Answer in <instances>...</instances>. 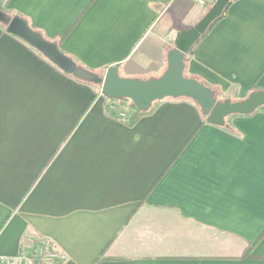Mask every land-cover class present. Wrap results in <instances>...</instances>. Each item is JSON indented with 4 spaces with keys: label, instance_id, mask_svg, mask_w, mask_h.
<instances>
[{
    "label": "crops",
    "instance_id": "crops-1",
    "mask_svg": "<svg viewBox=\"0 0 264 264\" xmlns=\"http://www.w3.org/2000/svg\"><path fill=\"white\" fill-rule=\"evenodd\" d=\"M0 7L47 39L63 36L60 50L78 65L105 74L119 64L120 76L139 79L160 77L175 47L168 35L209 10L193 0ZM4 25L0 256L18 255L34 236L52 244L55 264H264V106L216 125L195 101L166 98L130 125L96 83ZM185 74L218 99L263 90L264 0H232Z\"/></svg>",
    "mask_w": 264,
    "mask_h": 264
},
{
    "label": "water",
    "instance_id": "water-1",
    "mask_svg": "<svg viewBox=\"0 0 264 264\" xmlns=\"http://www.w3.org/2000/svg\"><path fill=\"white\" fill-rule=\"evenodd\" d=\"M230 0H216L203 18L192 28L182 30L175 40V47L168 52V67L158 78L139 79L122 77L119 64L109 67L104 76L78 65L60 50L58 45L34 30L22 17L14 16L7 25V31L15 34L39 50L66 73L97 83L108 99H130L142 111L148 110L154 102L166 98H189L195 101L208 122L224 125L225 118L232 114H251L264 106V89L252 92L246 99L218 101L212 88L194 77L186 76L185 58L201 35L224 11ZM0 18L4 17L0 14Z\"/></svg>",
    "mask_w": 264,
    "mask_h": 264
},
{
    "label": "built area",
    "instance_id": "built-area-1",
    "mask_svg": "<svg viewBox=\"0 0 264 264\" xmlns=\"http://www.w3.org/2000/svg\"><path fill=\"white\" fill-rule=\"evenodd\" d=\"M198 5L206 7L213 4L216 0H193ZM176 35L169 34V40H176ZM102 93V90H101ZM107 99V98H106ZM111 106L120 107L119 102L115 99H107ZM119 115L126 116L124 111ZM29 251V252H28ZM31 251V252H30ZM58 254L48 242L42 238L28 237L24 244L23 250L16 256H0L3 264H55Z\"/></svg>",
    "mask_w": 264,
    "mask_h": 264
},
{
    "label": "trees",
    "instance_id": "trees-1",
    "mask_svg": "<svg viewBox=\"0 0 264 264\" xmlns=\"http://www.w3.org/2000/svg\"><path fill=\"white\" fill-rule=\"evenodd\" d=\"M232 0L229 1L228 5L226 6V8L224 9L223 13L217 18L215 19L212 24L210 25V27L206 30V32L200 36V38L198 39V41L194 44V46L192 47V49L189 51V53L186 55V58H185V62L189 59L190 55L193 53V50H194V47L196 46V44L201 40L203 39L207 34L208 32L210 31V29L214 26V24L219 21L220 19H222L223 17L226 16L227 14V10L231 4ZM214 4V3H213ZM213 4H210L208 5V8L210 9L212 7ZM0 14L4 17V19H1L0 18V24H5L3 27V29H5V26L6 24H8V22L14 17L16 16L17 14L12 11V10H9L5 7H0ZM31 26V25H30ZM34 30H36L33 26H31ZM37 31V30H36ZM47 39V38H46ZM58 40H56V38L54 39H48L50 41H53L55 42L58 47L60 46V42L62 41L63 39V36H60L57 38ZM204 85H207L209 86L208 84L202 82ZM97 84V83H96ZM98 85V84H97ZM210 87V86H209ZM211 88V87H210ZM213 89V88H212ZM214 91V90H213ZM215 92V91H214ZM216 94V93H215ZM217 97V95H216ZM248 97V96H247ZM247 97L243 98V99H240V100H244L246 99ZM108 99V98H107ZM218 99V97H217ZM229 99V98H228ZM119 102V105L120 107L123 109L122 111H125V113L127 114L128 116V124L130 125H133L136 120L143 116V115H146V114H149L151 112H153V110L155 109V107L158 105L159 101L157 102H154L153 105L148 109V110H145V111H142V110H139L135 105L134 103L130 100V99H127V98H122V99H115ZM226 99H218V101H224ZM232 101H239L238 99L236 100H233V99H230ZM128 112V113H127ZM49 245H52L50 242H48ZM252 248V247H251ZM252 252V251H251ZM250 252V257L254 256L252 255V253Z\"/></svg>",
    "mask_w": 264,
    "mask_h": 264
},
{
    "label": "rangeland",
    "instance_id": "rangeland-1",
    "mask_svg": "<svg viewBox=\"0 0 264 264\" xmlns=\"http://www.w3.org/2000/svg\"><path fill=\"white\" fill-rule=\"evenodd\" d=\"M96 75H98V76H104V73H95ZM99 88H101V86L98 84L97 85Z\"/></svg>",
    "mask_w": 264,
    "mask_h": 264
}]
</instances>
